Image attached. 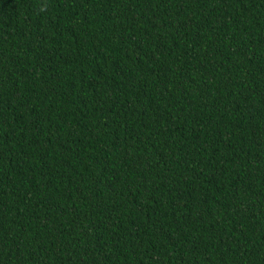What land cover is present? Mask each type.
<instances>
[{"label": "trees", "instance_id": "1", "mask_svg": "<svg viewBox=\"0 0 264 264\" xmlns=\"http://www.w3.org/2000/svg\"><path fill=\"white\" fill-rule=\"evenodd\" d=\"M0 264H264V0H0Z\"/></svg>", "mask_w": 264, "mask_h": 264}, {"label": "clouds", "instance_id": "2", "mask_svg": "<svg viewBox=\"0 0 264 264\" xmlns=\"http://www.w3.org/2000/svg\"><path fill=\"white\" fill-rule=\"evenodd\" d=\"M46 8H47V5L45 4V5H43L42 7H41V11H45L46 10Z\"/></svg>", "mask_w": 264, "mask_h": 264}]
</instances>
